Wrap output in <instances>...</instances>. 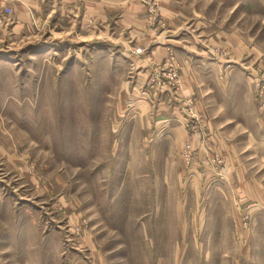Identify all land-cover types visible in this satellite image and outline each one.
<instances>
[{"label": "rangeland", "instance_id": "374dc122", "mask_svg": "<svg viewBox=\"0 0 264 264\" xmlns=\"http://www.w3.org/2000/svg\"><path fill=\"white\" fill-rule=\"evenodd\" d=\"M23 1L0 2V264H264V0Z\"/></svg>", "mask_w": 264, "mask_h": 264}, {"label": "crops", "instance_id": "0c3cea01", "mask_svg": "<svg viewBox=\"0 0 264 264\" xmlns=\"http://www.w3.org/2000/svg\"><path fill=\"white\" fill-rule=\"evenodd\" d=\"M23 2H24L23 4L24 7H30L32 5L31 2H33L34 7H41L43 0H24ZM83 2L84 1L82 0V3ZM232 120L235 121L234 117L229 121L233 122ZM236 120H237L236 123H240L241 119H236ZM256 121L258 122V119H256ZM257 128L256 129L249 128L247 130L244 129L243 135L246 136L247 142H249L248 143L249 146H247V149H244L243 152L248 153L250 151L252 154L249 157V160H255V162H257L259 165L260 161H262V157H263L262 154L264 153V133H263L264 129H260L261 127L259 126ZM255 136H258L259 138L256 139ZM235 155H233L234 157H232L233 162L236 161L237 159L239 160L238 156Z\"/></svg>", "mask_w": 264, "mask_h": 264}, {"label": "built area", "instance_id": "2783aa9c", "mask_svg": "<svg viewBox=\"0 0 264 264\" xmlns=\"http://www.w3.org/2000/svg\"><path fill=\"white\" fill-rule=\"evenodd\" d=\"M14 1L16 0H0L2 5H4L3 8H5L7 12H10V8H8L9 3L14 2Z\"/></svg>", "mask_w": 264, "mask_h": 264}]
</instances>
